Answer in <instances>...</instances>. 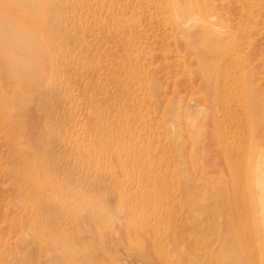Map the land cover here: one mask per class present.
Segmentation results:
<instances>
[{"label": "rangeland", "instance_id": "obj_1", "mask_svg": "<svg viewBox=\"0 0 264 264\" xmlns=\"http://www.w3.org/2000/svg\"><path fill=\"white\" fill-rule=\"evenodd\" d=\"M0 93V264H264V0H0Z\"/></svg>", "mask_w": 264, "mask_h": 264}, {"label": "bare ground", "instance_id": "obj_2", "mask_svg": "<svg viewBox=\"0 0 264 264\" xmlns=\"http://www.w3.org/2000/svg\"><path fill=\"white\" fill-rule=\"evenodd\" d=\"M6 83V82H5ZM9 84V83H8ZM4 85V84H3ZM3 95H2V93H0V122L2 123V124H9L10 125V127L12 128H10L11 129V137L13 138V142L15 143V140H16V135L18 134V133H20V131H18L17 129L18 128H16V127H13L12 125H13V123L11 122V119H13L12 117V113L10 112L9 113V108L11 107V106H9L8 107V105H9V102L8 103H6L5 101H3ZM11 105V104H10ZM11 110V109H10ZM0 123V124H1ZM28 124V123H27ZM3 126V125H2ZM22 127H23V125H22ZM14 129L16 130V132L14 131ZM20 129V128H19ZM30 130V129H29ZM35 130V129H34ZM22 131V130H21ZM39 134V133H38ZM36 135V134H35ZM30 136V135H29ZM31 140V139H30ZM34 171H33V173L31 174V175H34ZM35 176V175H34ZM20 178H22L21 176H20ZM35 180V179H34ZM27 182H31V181H28L27 179L25 180V181H23V184H25V183H27ZM263 185H264V179H263ZM263 199H264V195H263Z\"/></svg>", "mask_w": 264, "mask_h": 264}]
</instances>
